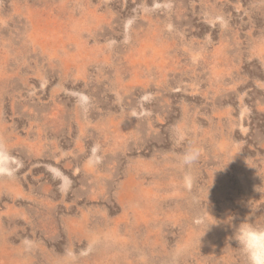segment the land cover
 Here are the masks:
<instances>
[{
  "label": "rangeland",
  "instance_id": "obj_1",
  "mask_svg": "<svg viewBox=\"0 0 264 264\" xmlns=\"http://www.w3.org/2000/svg\"><path fill=\"white\" fill-rule=\"evenodd\" d=\"M245 216L264 0H0V264H245Z\"/></svg>",
  "mask_w": 264,
  "mask_h": 264
},
{
  "label": "clouds",
  "instance_id": "obj_2",
  "mask_svg": "<svg viewBox=\"0 0 264 264\" xmlns=\"http://www.w3.org/2000/svg\"><path fill=\"white\" fill-rule=\"evenodd\" d=\"M199 155V149L189 148L182 157V164L191 165L199 158ZM234 219L231 217L227 224L233 230L232 240L245 258V264H264V224L254 223L248 216H245L238 224L233 223Z\"/></svg>",
  "mask_w": 264,
  "mask_h": 264
}]
</instances>
